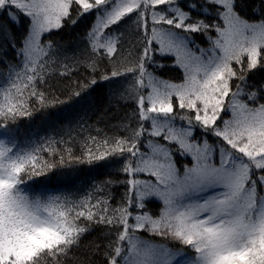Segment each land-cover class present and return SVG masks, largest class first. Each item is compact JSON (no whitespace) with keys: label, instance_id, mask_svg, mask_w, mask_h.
<instances>
[{"label":"snow or ice","instance_id":"1","mask_svg":"<svg viewBox=\"0 0 264 264\" xmlns=\"http://www.w3.org/2000/svg\"><path fill=\"white\" fill-rule=\"evenodd\" d=\"M0 264H264V0H0Z\"/></svg>","mask_w":264,"mask_h":264},{"label":"trees","instance_id":"2","mask_svg":"<svg viewBox=\"0 0 264 264\" xmlns=\"http://www.w3.org/2000/svg\"><path fill=\"white\" fill-rule=\"evenodd\" d=\"M81 30H82V29H81ZM74 35H75V33H73L72 35H69V33L67 32V30H64V31L60 34V36H55L54 38H55V39H61V38H62V39L67 43L69 40L72 39V36H74ZM162 75H163L164 77H168V76L171 75V73H169V72H167V71H164V72H162ZM20 123H21L25 128L28 127V123H27L26 121L21 120ZM32 127H33L34 129H37V130L39 131L40 135L45 134V132L47 131L46 126L43 125L42 122H41V120H40L39 114H37V115L35 116V118H34V120H33V122H32ZM49 134H51V133L49 132ZM86 175H88V172H87V168L84 167L83 171L80 172V176H81V177H84V176H86ZM97 178L99 179V178H102V177H97ZM58 183H59V182H58L55 178H53V180L51 181V184H52L53 186L57 185Z\"/></svg>","mask_w":264,"mask_h":264},{"label":"rangeland","instance_id":"3","mask_svg":"<svg viewBox=\"0 0 264 264\" xmlns=\"http://www.w3.org/2000/svg\"><path fill=\"white\" fill-rule=\"evenodd\" d=\"M198 43H200L202 46H207V41H205V40H203V39H198V41H197ZM162 72H164V71H162Z\"/></svg>","mask_w":264,"mask_h":264}]
</instances>
